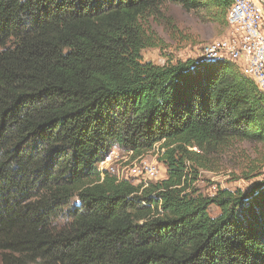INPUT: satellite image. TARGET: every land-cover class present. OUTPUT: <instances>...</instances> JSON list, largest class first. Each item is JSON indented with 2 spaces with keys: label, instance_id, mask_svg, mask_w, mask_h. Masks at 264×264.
Returning <instances> with one entry per match:
<instances>
[{
  "label": "trees",
  "instance_id": "16d2710c",
  "mask_svg": "<svg viewBox=\"0 0 264 264\" xmlns=\"http://www.w3.org/2000/svg\"><path fill=\"white\" fill-rule=\"evenodd\" d=\"M231 2L0 0V264H264V163L194 187L200 153L264 160V92L225 59L141 54L163 5L223 23ZM156 145L157 181L98 169Z\"/></svg>",
  "mask_w": 264,
  "mask_h": 264
},
{
  "label": "rangeland",
  "instance_id": "374dc122",
  "mask_svg": "<svg viewBox=\"0 0 264 264\" xmlns=\"http://www.w3.org/2000/svg\"><path fill=\"white\" fill-rule=\"evenodd\" d=\"M147 23L149 31L159 39V45L144 48L141 51L142 60L155 64H163L168 58L173 60L200 58L201 50L205 44L230 35V27L227 22L212 21L204 14L187 11L180 5L171 3L163 5L159 14L149 17ZM158 150L159 147L156 145L154 149L143 155L146 162L155 163L160 168V175L152 181H157L165 176V166L158 161ZM262 153L259 146L246 142L233 144L224 150L210 154L200 153L206 164L204 167L198 168L194 187L199 193L206 196L211 195L217 186L229 189L237 187L248 189L257 178L246 181L237 179V177L241 172L247 170L251 160H254L258 167L263 164ZM120 156L123 155L120 154ZM108 167H112L115 174L117 173L116 160L109 162ZM259 169L264 172V166ZM262 176L264 173L259 178ZM131 181L137 183L136 180ZM217 211L218 209L214 205L210 206L211 214Z\"/></svg>",
  "mask_w": 264,
  "mask_h": 264
},
{
  "label": "built area",
  "instance_id": "2783aa9c",
  "mask_svg": "<svg viewBox=\"0 0 264 264\" xmlns=\"http://www.w3.org/2000/svg\"><path fill=\"white\" fill-rule=\"evenodd\" d=\"M226 22L230 35L205 44L200 58L231 61L264 92V0H232ZM118 151L117 148L111 149L99 161L98 169L115 174L108 163L116 160L115 175L119 178H136L144 182L157 179L160 168L155 163H148L144 158L129 161L128 155L120 156L122 152Z\"/></svg>",
  "mask_w": 264,
  "mask_h": 264
}]
</instances>
